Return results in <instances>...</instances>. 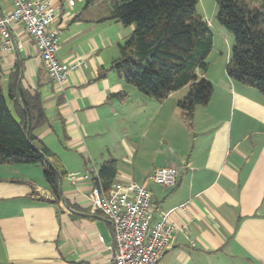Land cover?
<instances>
[{"label":"crops","instance_id":"0c3cea01","mask_svg":"<svg viewBox=\"0 0 264 264\" xmlns=\"http://www.w3.org/2000/svg\"><path fill=\"white\" fill-rule=\"evenodd\" d=\"M50 1L60 8L52 24L62 28L57 60L85 66L55 85L25 27L15 24L9 34L20 48L0 50V69L4 83L18 65L22 88L41 97L47 122L33 130L34 145L58 159L61 198L55 201L39 165L21 167L34 177L12 169L2 176L7 167L0 166V264H112L111 225L91 207L94 180H68L106 162L115 163L113 183L150 192L151 224L166 217L172 226L158 264H264V98L230 80L226 60L214 77L208 68L198 73L213 91L190 124L176 107L186 88L158 103L161 111H137L148 97L112 69L130 35L117 38L109 14L90 12L99 0L82 11L75 1ZM12 9L0 0V16ZM173 96L179 98L170 106ZM166 168L176 170L173 187L147 180Z\"/></svg>","mask_w":264,"mask_h":264},{"label":"trees","instance_id":"16d2710c","mask_svg":"<svg viewBox=\"0 0 264 264\" xmlns=\"http://www.w3.org/2000/svg\"><path fill=\"white\" fill-rule=\"evenodd\" d=\"M94 2L85 0V6ZM108 2L109 19L133 27L113 63L117 77L158 102L186 88L176 107L181 118L190 124L195 108L206 106L213 91L210 82L198 76L206 72L212 48L207 23L196 12L199 0ZM214 3L217 24L233 36L226 76L264 98V0H214ZM21 79L18 65L4 83L0 69V165H39L44 183L56 201L61 198V166L45 147L34 145L33 130L45 124L47 118L39 93L23 89ZM116 96L123 99L125 94ZM115 172L114 162H106L98 169L104 190L113 184Z\"/></svg>","mask_w":264,"mask_h":264},{"label":"built area","instance_id":"2783aa9c","mask_svg":"<svg viewBox=\"0 0 264 264\" xmlns=\"http://www.w3.org/2000/svg\"><path fill=\"white\" fill-rule=\"evenodd\" d=\"M12 11L0 16V50L11 53L19 44L14 43L9 29L22 24L27 35L33 40L36 57L43 66L47 78L61 86L69 72L79 66H85L83 60H75L66 65L56 58L59 37L62 28L52 24L57 19L60 8L50 0H7ZM68 7L74 5L67 0ZM94 180L90 193L91 207L100 213L112 228L113 246L112 264H158L163 253L170 249L172 226L166 217L151 224V194L143 186L135 183H113L104 190L98 178V169L92 164L83 173L68 175L71 184L78 181ZM161 187H173L176 182V170L157 169L148 178ZM182 208V207H181ZM98 241L102 239L99 237Z\"/></svg>","mask_w":264,"mask_h":264},{"label":"rangeland","instance_id":"374dc122","mask_svg":"<svg viewBox=\"0 0 264 264\" xmlns=\"http://www.w3.org/2000/svg\"><path fill=\"white\" fill-rule=\"evenodd\" d=\"M76 3V8L80 9L81 11L84 10L85 2L80 3L77 0H73ZM90 12H93L94 14H109V17L111 16V10H110V4L108 0H99L96 6L90 10ZM197 14L202 17V19L207 23V26L210 30L211 36H212V48L211 51L207 57V64H208V71L209 74L214 77L215 73L219 70L220 66L225 64L226 60L228 61L230 49L233 45V36L232 34L226 32L224 29H222L216 22L215 15H216V6L214 3V0H199L198 5L196 7ZM116 30L115 34L116 37L118 36H129L133 30V27H124L120 23H115ZM112 32V31H111ZM124 37V38H126ZM128 37L126 38V40ZM123 39L122 44L126 41ZM119 53L117 51V57ZM206 73V72H204ZM203 74V73H202ZM134 89V88H133ZM136 91V90H134ZM138 93V92H136ZM179 95V94H178ZM144 97V96H143ZM178 96H173L168 102V105L171 106L174 102L178 100ZM149 101L146 104H137L136 108L137 111H161L159 108L160 102L152 99L147 98ZM133 101V99H132ZM175 104V103H174ZM132 105H134V102H132ZM135 106V105H134ZM165 111H168V108L165 109ZM2 166V165H0ZM7 168H5V173L2 176H6L9 169H12L10 171L13 172V170H16L17 173L24 175V176H33V172H27L21 167H26L23 164H15V165H4ZM9 167V168H8ZM33 167V166H31ZM20 170V171H19ZM9 172V173H12ZM19 174H16L17 179L20 177ZM42 177V176H41Z\"/></svg>","mask_w":264,"mask_h":264},{"label":"water","instance_id":"95a60500","mask_svg":"<svg viewBox=\"0 0 264 264\" xmlns=\"http://www.w3.org/2000/svg\"><path fill=\"white\" fill-rule=\"evenodd\" d=\"M41 157L47 161V158L44 155L41 154Z\"/></svg>","mask_w":264,"mask_h":264}]
</instances>
